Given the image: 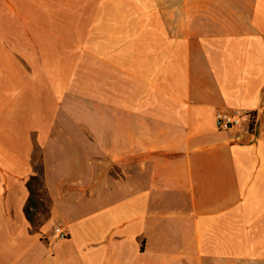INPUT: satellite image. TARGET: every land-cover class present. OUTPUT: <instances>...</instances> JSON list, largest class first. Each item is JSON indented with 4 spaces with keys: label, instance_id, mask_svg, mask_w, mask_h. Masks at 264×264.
Listing matches in <instances>:
<instances>
[{
    "label": "crops",
    "instance_id": "0c3cea01",
    "mask_svg": "<svg viewBox=\"0 0 264 264\" xmlns=\"http://www.w3.org/2000/svg\"><path fill=\"white\" fill-rule=\"evenodd\" d=\"M0 264H264V0H0Z\"/></svg>",
    "mask_w": 264,
    "mask_h": 264
},
{
    "label": "rangeland",
    "instance_id": "374dc122",
    "mask_svg": "<svg viewBox=\"0 0 264 264\" xmlns=\"http://www.w3.org/2000/svg\"><path fill=\"white\" fill-rule=\"evenodd\" d=\"M61 23V22H60ZM63 25H55L54 30L58 33L62 32L65 28H68L69 30H73L75 27H72L70 25H65V23H61ZM63 27V30H62ZM49 53V52H48ZM71 54V52H70ZM74 61L75 59L73 57H70V62ZM46 63H49V59L45 58ZM83 61V64L85 67H90V73H92V66L95 65L94 61L91 58L85 57L81 59ZM98 67V66H97ZM91 92V91H90ZM32 187V194H31V203L28 204L29 207V216L32 220L33 229H36L40 223L46 218L47 213V203L46 198L44 195L43 190L37 183H31Z\"/></svg>",
    "mask_w": 264,
    "mask_h": 264
},
{
    "label": "built area",
    "instance_id": "2783aa9c",
    "mask_svg": "<svg viewBox=\"0 0 264 264\" xmlns=\"http://www.w3.org/2000/svg\"><path fill=\"white\" fill-rule=\"evenodd\" d=\"M248 113L244 111H238L235 113H229L227 111L217 112L214 116L215 127L220 131H230L238 128L240 124L247 118ZM67 237V233L60 227H52L51 235L48 240L50 244H56L57 242L64 240Z\"/></svg>",
    "mask_w": 264,
    "mask_h": 264
},
{
    "label": "trees",
    "instance_id": "16d2710c",
    "mask_svg": "<svg viewBox=\"0 0 264 264\" xmlns=\"http://www.w3.org/2000/svg\"><path fill=\"white\" fill-rule=\"evenodd\" d=\"M36 181H39V178L38 177H32V178H30V180L28 182V188H29L30 195L32 193V191H31V183L36 182ZM30 201H31V199L29 198L28 199V204H30ZM25 215H26L27 221L30 223V225H32V220H31V218L29 216L28 209H27V205H26V208H25Z\"/></svg>",
    "mask_w": 264,
    "mask_h": 264
}]
</instances>
